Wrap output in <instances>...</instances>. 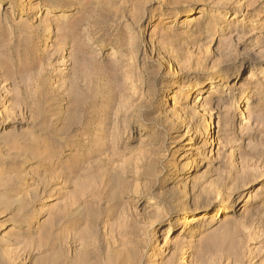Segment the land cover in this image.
<instances>
[{"label": "rangeland", "instance_id": "obj_1", "mask_svg": "<svg viewBox=\"0 0 264 264\" xmlns=\"http://www.w3.org/2000/svg\"><path fill=\"white\" fill-rule=\"evenodd\" d=\"M0 264H264V0H0Z\"/></svg>", "mask_w": 264, "mask_h": 264}, {"label": "bare ground", "instance_id": "obj_2", "mask_svg": "<svg viewBox=\"0 0 264 264\" xmlns=\"http://www.w3.org/2000/svg\"><path fill=\"white\" fill-rule=\"evenodd\" d=\"M172 4H174L175 6H177L178 4H179V0H172ZM195 19L196 18H194L193 20H192V22L193 21H195ZM190 20L188 19V21L187 22H189ZM255 67H252V70L254 69ZM239 73V71L235 74L236 76H237V74ZM254 76L255 75H253V74H248V76L244 79V81H245V86H250V83H251V81L254 79ZM222 78L224 79V77L222 76ZM219 81V80H218ZM239 82H237L236 83V85L238 84ZM225 85H226V83H225ZM244 86V84H240L239 85V89L241 90V88ZM196 87H198V84H195V86H193L192 88L194 89H196ZM227 87L228 88H230L231 90H235L236 88H234L233 86L231 87V86H229V85H227ZM247 87V88H248ZM242 93H245V91H246V89H242ZM251 91L252 90H250V92L249 93H251ZM186 95H188V94H186ZM208 99L210 100V96H208ZM207 103V102H206ZM205 105V104H204ZM249 107H251V103L249 104ZM184 112V111H183ZM206 114V113H205ZM211 117V116H210ZM210 121H211V118H210ZM218 123V127H219V122H217ZM208 124L209 123H205V126H207L208 127ZM188 131H191V130H188ZM210 133H207L206 134V137H208V138H211V134L209 135ZM207 141V140H206ZM206 141H203L202 142V145L203 146H205V145H207L208 144V141L206 142ZM210 141V140H209ZM186 144H188V145H190L191 143L190 142H187ZM202 145H201V147H202ZM185 151L187 150V151H192V150H194L193 148H192V146H188V147H186L185 149H184ZM205 152V151H204ZM186 154H184V155H182V158H186ZM190 162V161H189ZM191 162H192V164H193V166H195L196 165V163L194 162V158L193 159H191ZM186 164H187V162H184V164L183 165H185L186 166ZM200 164V163H199ZM194 169V168H193ZM186 171V170H185ZM252 201V198H250V197H248V199H247V201ZM173 222L171 221V222H169V224L171 225ZM173 230V226L170 228V230H168V233L169 232H171ZM164 236L167 234V231H165L164 233ZM167 246H169V243H168V241H167V239H166V237H164V240H163V244H162V246L161 247H167Z\"/></svg>", "mask_w": 264, "mask_h": 264}]
</instances>
